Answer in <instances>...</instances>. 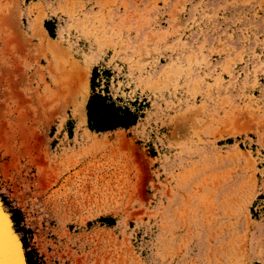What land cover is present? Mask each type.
<instances>
[{
	"label": "rangeland",
	"instance_id": "374dc122",
	"mask_svg": "<svg viewBox=\"0 0 264 264\" xmlns=\"http://www.w3.org/2000/svg\"><path fill=\"white\" fill-rule=\"evenodd\" d=\"M7 16L33 55L0 77V199L34 262L264 264V0H0ZM93 93L136 124L91 131Z\"/></svg>",
	"mask_w": 264,
	"mask_h": 264
},
{
	"label": "bare ground",
	"instance_id": "6f19581e",
	"mask_svg": "<svg viewBox=\"0 0 264 264\" xmlns=\"http://www.w3.org/2000/svg\"><path fill=\"white\" fill-rule=\"evenodd\" d=\"M2 15V14H1ZM18 23V22H17ZM16 23V24H17ZM16 24H15V19H14V16H7L6 18L5 17H0V28L2 27V29H4V32L6 34L2 44L0 46L2 47H8L9 48V52L7 54V57L3 60L4 62L7 61L6 63L3 64V61L2 63L0 64V77L1 76H7V75H11L13 72H15L16 70V67H15V63L20 59V55H22L23 51L25 52V55H26V60H30L32 58V55H33V45L31 43L32 39L28 40V42L25 44V49H21V42L19 41V32L17 31V27H16ZM3 32V31H2ZM22 38V37H21ZM20 38V39H21ZM2 40V39H1ZM27 41V40H26ZM23 45V44H22ZM24 47V46H23ZM8 50V49H7ZM4 52V51H3ZM6 52V51H5ZM2 55V54H1ZM4 55V54H3ZM24 58V57H23ZM22 58V59H23ZM32 60V59H31ZM22 61V60H21ZM31 63V62H29ZM28 62L27 63H24V67H25V71L26 73H29L31 71V64H29ZM19 63H17L18 65ZM19 69L21 67H18ZM21 73V72H20ZM25 73V72H24ZM13 76V75H12ZM25 76V75H24ZM81 76H83V73L81 74ZM10 77V76H9ZM14 77V76H13ZM24 79V77H22ZM27 78V77H26ZM83 78V77H82ZM2 79V77H1ZM8 79V78H6ZM20 79V77H19ZM81 79V78H80ZM17 80V79H16ZM79 80V78H78ZM22 81V80H21ZM25 81V80H24ZM1 82V80H0ZM4 82H6V85L4 86V93H2V97H5L6 95L8 94H13V93H10L12 88H14L16 86L17 88V83L16 81H13L10 80H5ZM79 82V81H78ZM20 83V82H19ZM82 83V82H80ZM1 84V83H0ZM21 85V84H20ZM24 85V84H23ZM80 85V84H79ZM78 85H76L77 87ZM78 89V88H76ZM82 89V88H81ZM1 90V89H0ZM14 90V89H13ZM15 91V90H14ZM72 91H75L73 88H72ZM7 93V94H6ZM34 93V92H32ZM71 93H69L70 95ZM73 94V93H72ZM86 94V93H85ZM14 95V94H13ZM12 95V96H13ZM16 95V94H15ZM14 95V96H15ZM18 95V93H17ZM68 95V96H69ZM75 96L74 98V102H75V110H74V114L77 116V119L79 121L80 124H83L85 122V114H84V97L82 96L83 93L82 91L80 90H76V92H74L73 94ZM10 96V95H9ZM11 96V97H12ZM34 97V100H38V102H34V100L32 101L33 103H39V98L38 99H35V95H32ZM42 96V95H41ZM10 97V98H11ZM17 97V96H16ZM65 97V96H64ZM8 98V97H7ZM19 98V97H18ZM61 98V97H60ZM20 99V98H19ZM24 98H22L21 100H23ZM66 99H67V95H66ZM20 100V101H21ZM25 100L27 99H24L23 101L26 102ZM65 100V99H64ZM14 101V100H13ZM19 101V102H20ZM30 101V100H29ZM28 101V102H29ZM51 101V100H50ZM3 102V101H2ZM22 102V101H21ZM31 102V103H32ZM46 102V100H45ZM30 103V102H29ZM47 103V102H46ZM50 103V102H49ZM20 104V103H19ZM44 104V103H43ZM42 104V105H43ZM23 105V103H22ZM27 104H25L26 106ZM33 105V104H32ZM37 106L40 105L39 104H36ZM35 105V106H36ZM7 106V105H6ZM17 108L19 105H16ZM21 106V105H20ZM28 106V105H27ZM26 106V107H27ZM47 106V105H45ZM44 106V107H45ZM24 107V106H23ZM25 107V108H26ZM5 108V107H4ZM40 107H38L39 109ZM58 108V107H57ZM62 108V107H59V109ZM8 109V108H7ZM30 109V108H29ZM12 110V109H11ZM28 110V109H27ZM27 110H24V111H20V112H17L16 108L14 110V112H12V116L18 114L16 117H15V127H18V128H21L22 130L26 129L28 127V123L30 121V113L31 112L29 110V112ZM42 110V108H41ZM40 110V111H41ZM51 110V109H49ZM48 110V111H49ZM47 111V112H48ZM52 111V110H51ZM49 111V112H51ZM10 113V112H9ZM43 113V111H42ZM52 113V112H51ZM40 114V112L38 113ZM36 115V114H35ZM46 115V113L44 114ZM31 116H32V113H31ZM40 116V115H39ZM35 117V116H34ZM43 117H46V116H42V119ZM49 117V116H48ZM41 118V117H40ZM33 120V119H32ZM31 120V121H32ZM45 120V119H44ZM46 121V120H45ZM32 123V122H30ZM29 123V124H30ZM86 123V122H85ZM45 124V123H44ZM43 124V125H44ZM16 128V130L18 129ZM11 130V129H10ZM13 130V128H12ZM20 131V129H18ZM22 132V131H21ZM20 133V132H19ZM19 133H16L17 135H19ZM33 134V133H32ZM21 135V134H20ZM21 147V146H20ZM25 148V147H24ZM11 154V153H10ZM14 223H13V219H12V215L6 210V208L4 207V205L2 204L1 202V199H0V264H15L14 263V258H15V253L14 252H10L9 251V247H10V242H9V239L12 238L15 240V247L17 248V254L20 258V262L21 264H26V259H25V252H24V249H23V245H22V242H21V239L19 238V236L17 235V232L15 231L14 229Z\"/></svg>",
	"mask_w": 264,
	"mask_h": 264
},
{
	"label": "trees",
	"instance_id": "16d2710c",
	"mask_svg": "<svg viewBox=\"0 0 264 264\" xmlns=\"http://www.w3.org/2000/svg\"><path fill=\"white\" fill-rule=\"evenodd\" d=\"M86 118L88 128L96 133L128 129L134 126L138 116L127 108H122L107 96L93 93L86 105ZM15 226L20 224L21 217L17 212H10ZM18 232V231H17ZM23 248L26 249L24 238L21 239ZM26 264H37L30 253H25Z\"/></svg>",
	"mask_w": 264,
	"mask_h": 264
},
{
	"label": "water",
	"instance_id": "95a60500",
	"mask_svg": "<svg viewBox=\"0 0 264 264\" xmlns=\"http://www.w3.org/2000/svg\"><path fill=\"white\" fill-rule=\"evenodd\" d=\"M9 242H10L9 251L15 253V254H14V255H15L14 263H15V264H21V262H20V258H19L18 254H17V248L15 247V240L12 239V238H10V239H9Z\"/></svg>",
	"mask_w": 264,
	"mask_h": 264
}]
</instances>
